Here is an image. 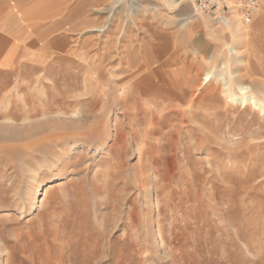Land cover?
<instances>
[{
  "label": "rangeland",
  "instance_id": "rangeland-1",
  "mask_svg": "<svg viewBox=\"0 0 264 264\" xmlns=\"http://www.w3.org/2000/svg\"><path fill=\"white\" fill-rule=\"evenodd\" d=\"M69 5L0 0V37L7 39L0 53L26 52L33 36L73 41L80 10L90 19L81 27L108 21L113 45L95 108L97 134L71 138L83 130L80 122L68 129L64 118L23 121L15 106L6 120L0 104V264H264V115L226 108L215 80L230 75L263 95L264 0L248 27L238 16L222 24L218 10L200 11L196 0ZM126 35L136 52L131 72L142 66L143 79L156 83L149 94L135 96L133 78L115 84L130 73L120 47ZM250 68L262 77H243ZM180 70L194 78L193 108L161 93L159 71ZM11 73L0 72V85L13 84ZM57 128L65 136L42 141Z\"/></svg>",
  "mask_w": 264,
  "mask_h": 264
},
{
  "label": "bare ground",
  "instance_id": "bare-ground-1",
  "mask_svg": "<svg viewBox=\"0 0 264 264\" xmlns=\"http://www.w3.org/2000/svg\"><path fill=\"white\" fill-rule=\"evenodd\" d=\"M67 1L70 3L69 6H76L80 7L81 9L87 6L103 7L107 4H112L115 2V0ZM79 13L82 14V11L80 10ZM79 13L78 17L76 16L77 13L75 15L76 17L74 26L80 28L75 30L77 31V37L73 39V41L69 40V38H55L52 37V35H45L41 37L33 36L28 41V45L26 44L27 46L24 48H27L26 52L23 51V53L20 55L10 51L0 53V72H10V74H12L11 72L17 71V75H14L15 77L17 76V78L14 82L12 81L13 84L9 85L10 83L7 84L5 80H2L0 85V104L1 109L4 110L6 120H12V113L14 114V112L10 110L13 106H15V108L21 110V118L23 121H30L33 120V118L39 117L64 118L70 122V124L67 126L68 129L69 127H74L75 122H80L79 127H81V130H83L72 134L71 138L78 136L83 137L86 134L91 133L97 134L99 130V124H95L94 121L97 117L96 110H99V108H95H97V100L100 98L102 88L101 86L104 85V75L102 72L104 69V63L106 58L110 56V50L113 47L111 39H106L108 33L112 32V30L110 24L106 25L108 22L107 20L103 21L100 25L86 24L81 27L84 22L88 23L90 19H87V17H80L81 14ZM232 17L235 19L236 15H232ZM111 25H113V23ZM235 28L236 27H230V30ZM93 36L96 38H94L96 40L95 44H93L94 48L90 51L85 50L83 52L85 48V41ZM14 39L11 43H14ZM125 39L126 42L123 45H120V47L122 48L121 53H124V58L129 64L127 72L129 71L130 73L124 78L118 79L115 84H125L128 81L127 79L133 78V83H130L131 88L135 90V94H133L135 96L149 94L154 86L155 81L151 80V77L149 80L143 79L144 76L141 75L142 66H138L135 71L131 72L133 67V56L136 52L132 51L133 48L129 43L130 37L126 35ZM5 41L7 42L6 38L0 37V43H4ZM71 43H73V45H70ZM235 50L233 51L235 52ZM126 51H128V53H126ZM145 51L146 50H143L142 52L144 53ZM250 60L253 61L254 59L252 60L250 57ZM251 61L250 63L253 65L254 63ZM255 68L247 69L244 72L243 77L245 76L249 78L252 77V75L255 76L257 74L262 77L261 74L263 73L260 74L257 72V70V73H255ZM111 70H113V68ZM113 72L114 71H111L110 73L108 72L111 78H114L116 75ZM159 72L160 76L164 75V79L166 78V83L163 85L161 93H167L169 94V99L185 102L186 104L192 105L193 108L196 104L194 96L196 93L193 84L194 78H187L186 73H184L182 70ZM260 72H262V70ZM81 76L82 78H80ZM222 77H215V80L220 84L219 86L221 89L219 90L222 93V101L224 102V106L226 108L233 107V104H239L242 105V108L250 111L257 110L260 115H264V93L263 95L259 96L258 93L253 91V85L251 84L244 82H239L236 84L233 83L231 81L230 75L226 79ZM234 77L235 75H233L232 78ZM202 78L204 81H206V78H208L207 74L202 76ZM257 80L258 82L254 83L257 86L259 85L262 87V79H260L258 76ZM207 92L209 95L211 90H207ZM152 95L154 98L157 97V94ZM212 97L213 95H209L208 98L211 100ZM206 106H211V102H209V100ZM215 107H217V105H215ZM7 109H9L8 112ZM8 114L11 115V117L7 116ZM87 118H91L93 120L91 121V125L85 124V120H87ZM54 132L55 133L53 135L43 138L42 141H49L50 139L54 140L56 138L65 136L66 133L58 128L54 130ZM118 133L119 132H117V134ZM117 134L114 135V140L117 138ZM66 137H70V135H67ZM42 184H44V182H37V185L34 189L35 192L33 193L32 198L29 200L28 206H32L36 203V193Z\"/></svg>",
  "mask_w": 264,
  "mask_h": 264
},
{
  "label": "built area",
  "instance_id": "built-area-1",
  "mask_svg": "<svg viewBox=\"0 0 264 264\" xmlns=\"http://www.w3.org/2000/svg\"><path fill=\"white\" fill-rule=\"evenodd\" d=\"M197 8L201 10H218L220 22L227 24L228 17L238 16V21L244 27L250 26L260 12L263 0H196Z\"/></svg>",
  "mask_w": 264,
  "mask_h": 264
}]
</instances>
